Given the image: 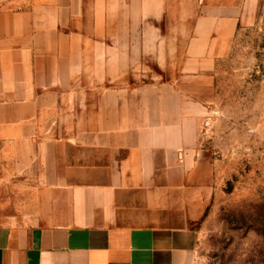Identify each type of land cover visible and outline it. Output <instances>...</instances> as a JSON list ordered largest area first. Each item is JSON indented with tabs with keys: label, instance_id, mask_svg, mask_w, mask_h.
Listing matches in <instances>:
<instances>
[{
	"label": "crops",
	"instance_id": "obj_1",
	"mask_svg": "<svg viewBox=\"0 0 264 264\" xmlns=\"http://www.w3.org/2000/svg\"><path fill=\"white\" fill-rule=\"evenodd\" d=\"M256 7L0 0V264H186L216 61Z\"/></svg>",
	"mask_w": 264,
	"mask_h": 264
},
{
	"label": "rangeland",
	"instance_id": "obj_2",
	"mask_svg": "<svg viewBox=\"0 0 264 264\" xmlns=\"http://www.w3.org/2000/svg\"><path fill=\"white\" fill-rule=\"evenodd\" d=\"M210 197L190 222L186 264H264V0L216 61L199 140Z\"/></svg>",
	"mask_w": 264,
	"mask_h": 264
}]
</instances>
